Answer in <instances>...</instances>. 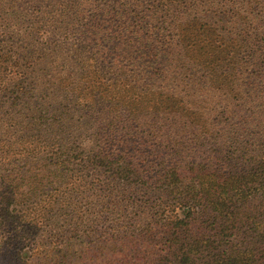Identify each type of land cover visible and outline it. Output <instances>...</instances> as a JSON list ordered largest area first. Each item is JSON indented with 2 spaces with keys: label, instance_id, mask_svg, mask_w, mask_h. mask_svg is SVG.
Returning a JSON list of instances; mask_svg holds the SVG:
<instances>
[{
  "label": "trees",
  "instance_id": "16d2710c",
  "mask_svg": "<svg viewBox=\"0 0 264 264\" xmlns=\"http://www.w3.org/2000/svg\"><path fill=\"white\" fill-rule=\"evenodd\" d=\"M0 264H264V0H0Z\"/></svg>",
  "mask_w": 264,
  "mask_h": 264
},
{
  "label": "rangeland",
  "instance_id": "374dc122",
  "mask_svg": "<svg viewBox=\"0 0 264 264\" xmlns=\"http://www.w3.org/2000/svg\"><path fill=\"white\" fill-rule=\"evenodd\" d=\"M86 42H84V44H85Z\"/></svg>",
  "mask_w": 264,
  "mask_h": 264
}]
</instances>
